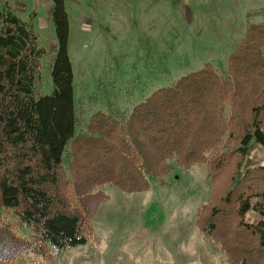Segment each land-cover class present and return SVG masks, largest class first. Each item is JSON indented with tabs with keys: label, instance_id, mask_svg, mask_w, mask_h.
Wrapping results in <instances>:
<instances>
[{
	"label": "trees",
	"instance_id": "trees-1",
	"mask_svg": "<svg viewBox=\"0 0 264 264\" xmlns=\"http://www.w3.org/2000/svg\"><path fill=\"white\" fill-rule=\"evenodd\" d=\"M50 6L52 91L40 96L33 82L45 51L34 12L21 18L0 0V264L84 244L101 186L144 190L145 176L161 181L169 162L204 166L209 197L195 225L226 264H264V167L239 174L248 141L264 147V20L246 24L223 74L204 64L125 118L96 111L74 134L67 13L64 0ZM249 209L254 225L243 221Z\"/></svg>",
	"mask_w": 264,
	"mask_h": 264
},
{
	"label": "rangeland",
	"instance_id": "rangeland-1",
	"mask_svg": "<svg viewBox=\"0 0 264 264\" xmlns=\"http://www.w3.org/2000/svg\"><path fill=\"white\" fill-rule=\"evenodd\" d=\"M124 1L115 18L102 24L95 19L89 29H81L80 23L87 21L73 18L75 14L67 8L74 134L82 132L96 111L125 118L133 105L154 90L204 64L223 74L226 58L242 38L246 24L264 20V0ZM25 6L10 7L24 18L31 12ZM33 29L39 48L45 51L33 87L38 95L46 96L52 91L49 66L54 32L42 17L33 19ZM168 165L171 171L161 181L145 176L147 188L141 191L101 186L104 199L91 219L86 242L46 259L32 258L29 263L226 264L195 225L209 197L204 166L182 169L172 162ZM254 167H264V147L252 137L245 146L239 174ZM243 221L254 225L259 215L249 209Z\"/></svg>",
	"mask_w": 264,
	"mask_h": 264
},
{
	"label": "crops",
	"instance_id": "crops-1",
	"mask_svg": "<svg viewBox=\"0 0 264 264\" xmlns=\"http://www.w3.org/2000/svg\"><path fill=\"white\" fill-rule=\"evenodd\" d=\"M9 6H19L27 8L25 4L31 7V12H34V18H47L50 22L51 6L50 0H5ZM125 5L124 0H64V6L69 7V11L75 14L78 19H84L86 23H80V28L84 26L91 28L93 20L97 19L99 24L103 23V20L115 18L120 13V9ZM33 7V8H32ZM30 12V11H29ZM30 12V13H31ZM118 13V14H116ZM115 15V16H114ZM33 23V21H32ZM55 47L53 45L52 51ZM51 52V51H50ZM52 53V52H51Z\"/></svg>",
	"mask_w": 264,
	"mask_h": 264
}]
</instances>
